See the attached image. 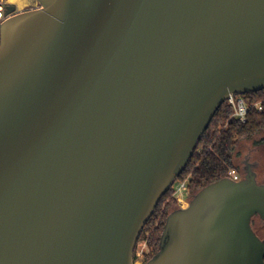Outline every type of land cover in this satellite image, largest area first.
Masks as SVG:
<instances>
[{
	"label": "water",
	"instance_id": "obj_1",
	"mask_svg": "<svg viewBox=\"0 0 264 264\" xmlns=\"http://www.w3.org/2000/svg\"><path fill=\"white\" fill-rule=\"evenodd\" d=\"M0 28V264H134L230 95L264 90V0H36ZM251 168L171 213L146 264H264Z\"/></svg>",
	"mask_w": 264,
	"mask_h": 264
},
{
	"label": "trees",
	"instance_id": "obj_2",
	"mask_svg": "<svg viewBox=\"0 0 264 264\" xmlns=\"http://www.w3.org/2000/svg\"><path fill=\"white\" fill-rule=\"evenodd\" d=\"M9 1L3 2L5 10L10 5ZM11 4L17 5L21 10L34 9L38 6L36 0H13ZM243 97L250 103L262 102L264 105V90ZM261 136H264V112L260 114L251 112L247 122L241 123L233 117L232 107L225 102L201 137L193 157L176 183L188 181L187 191L193 199L207 186L223 179H232L230 176L232 171L239 173L238 161L244 143L254 141ZM178 209L180 206L175 197V189L172 187L159 202L139 239L140 241L145 236L149 247L146 263L159 252L166 221L169 215ZM256 220L259 221L254 218L252 226L257 232ZM262 225L261 228L264 227V223Z\"/></svg>",
	"mask_w": 264,
	"mask_h": 264
},
{
	"label": "rangeland",
	"instance_id": "obj_3",
	"mask_svg": "<svg viewBox=\"0 0 264 264\" xmlns=\"http://www.w3.org/2000/svg\"><path fill=\"white\" fill-rule=\"evenodd\" d=\"M2 3L5 0H1ZM9 1V0H7ZM13 0H10V4ZM12 5V4H11ZM29 10V9H26ZM241 150V157L238 161V171L239 175H245L246 174V164H250L252 171L255 172L256 174H259L258 179L259 181H264V136H261L257 138L254 141L244 143L242 146ZM180 183H174L173 188L176 190H179L180 188ZM180 194V199L183 201L180 204V209L182 208H188L189 203L192 199V197L188 194L187 190H183L182 192L178 193ZM175 195L176 199L179 195ZM258 220H256L257 226L255 229L258 232V236L264 240V227L261 228L263 225V221L259 218L256 217ZM261 221V224H260ZM255 231V230H254ZM255 231V233L257 234ZM147 236V235H146ZM148 237V236H147ZM149 253V247L147 244V241L145 239V236L138 242V245L135 249L134 252V264H145L146 263V256Z\"/></svg>",
	"mask_w": 264,
	"mask_h": 264
},
{
	"label": "built area",
	"instance_id": "obj_4",
	"mask_svg": "<svg viewBox=\"0 0 264 264\" xmlns=\"http://www.w3.org/2000/svg\"><path fill=\"white\" fill-rule=\"evenodd\" d=\"M6 19L7 17L5 15V5L0 0V28ZM226 103H228L232 107L233 117L241 123L247 122L249 114L251 112H257L259 114L264 112V105L262 102L250 103L249 101H246L243 95H230L226 100ZM230 176L235 182L240 181V175L236 171H232L230 173ZM180 184L181 185L179 190L175 189V195L182 192L183 190H187L188 181ZM178 195L179 196L177 197V201L180 206L183 201L179 198L180 194Z\"/></svg>",
	"mask_w": 264,
	"mask_h": 264
},
{
	"label": "flooded vegetation",
	"instance_id": "obj_5",
	"mask_svg": "<svg viewBox=\"0 0 264 264\" xmlns=\"http://www.w3.org/2000/svg\"><path fill=\"white\" fill-rule=\"evenodd\" d=\"M7 10V9H6ZM6 10H5V13H6ZM249 168H252L251 167V165L250 164H246V174L245 175H242V174H240V181H242L243 179H245V177L247 176V174H248V169ZM253 169V168H252ZM255 173V172H254ZM256 176H257V179H258V176H259V174H256ZM264 176V175H263ZM258 181V184H260V185H264V181H259V180H257ZM191 202V201H190ZM183 209H185V208H183Z\"/></svg>",
	"mask_w": 264,
	"mask_h": 264
}]
</instances>
